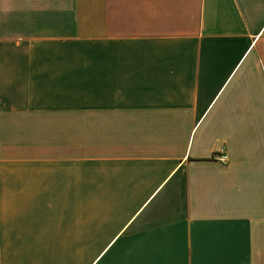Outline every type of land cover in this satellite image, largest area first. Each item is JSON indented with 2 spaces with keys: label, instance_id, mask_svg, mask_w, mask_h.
I'll return each mask as SVG.
<instances>
[{
  "label": "crops",
  "instance_id": "crops-1",
  "mask_svg": "<svg viewBox=\"0 0 264 264\" xmlns=\"http://www.w3.org/2000/svg\"><path fill=\"white\" fill-rule=\"evenodd\" d=\"M85 242L264 264V0H0V264Z\"/></svg>",
  "mask_w": 264,
  "mask_h": 264
},
{
  "label": "rangeland",
  "instance_id": "rangeland-1",
  "mask_svg": "<svg viewBox=\"0 0 264 264\" xmlns=\"http://www.w3.org/2000/svg\"><path fill=\"white\" fill-rule=\"evenodd\" d=\"M85 215H90V213H85ZM99 247H101V245H94L90 242H85L83 244L82 253L84 255V264H87L88 262H90V258L93 252L99 249Z\"/></svg>",
  "mask_w": 264,
  "mask_h": 264
}]
</instances>
